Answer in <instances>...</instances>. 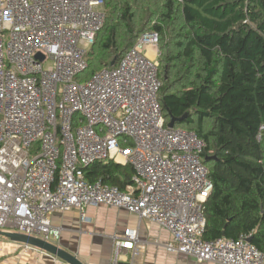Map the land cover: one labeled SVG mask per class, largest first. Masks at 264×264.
I'll return each mask as SVG.
<instances>
[{
	"label": "built area",
	"instance_id": "obj_1",
	"mask_svg": "<svg viewBox=\"0 0 264 264\" xmlns=\"http://www.w3.org/2000/svg\"><path fill=\"white\" fill-rule=\"evenodd\" d=\"M106 19L105 0H0V231L55 245L53 214L78 210L87 220L88 208L105 207L169 231L170 253L264 264L248 235L203 240L214 190L206 143L166 124L159 34H141L112 68L82 81ZM110 163L133 169L126 191L87 179V169ZM137 239L132 229L113 236L111 264L139 255ZM35 250L44 254L0 240V260Z\"/></svg>",
	"mask_w": 264,
	"mask_h": 264
},
{
	"label": "trees",
	"instance_id": "obj_2",
	"mask_svg": "<svg viewBox=\"0 0 264 264\" xmlns=\"http://www.w3.org/2000/svg\"><path fill=\"white\" fill-rule=\"evenodd\" d=\"M105 13L85 79L112 68L145 32L172 37L181 17L177 53L160 51L159 101L167 125L175 117V128L206 143L214 190L203 240L248 235L264 253V0H105ZM133 176L113 163L86 171L89 181L123 191Z\"/></svg>",
	"mask_w": 264,
	"mask_h": 264
},
{
	"label": "crops",
	"instance_id": "obj_3",
	"mask_svg": "<svg viewBox=\"0 0 264 264\" xmlns=\"http://www.w3.org/2000/svg\"><path fill=\"white\" fill-rule=\"evenodd\" d=\"M86 215L87 220L78 210L52 215L53 225L62 229L55 246L77 256L85 264H111L113 236H123L128 229L138 233L139 255L124 252L122 261L125 264H215L198 263L191 257L168 252L165 246L172 240L169 231L147 220H139L136 215L124 210L90 207ZM41 255L44 254L37 250L24 255L12 254L3 264H57L50 256L44 257L42 263Z\"/></svg>",
	"mask_w": 264,
	"mask_h": 264
},
{
	"label": "water",
	"instance_id": "obj_4",
	"mask_svg": "<svg viewBox=\"0 0 264 264\" xmlns=\"http://www.w3.org/2000/svg\"><path fill=\"white\" fill-rule=\"evenodd\" d=\"M115 64L116 62L114 61L112 65L114 66ZM177 122H178L177 118L171 117V121L168 125L169 128L174 129L176 127ZM208 160L209 158H205V161H208ZM0 236H4L12 241L23 243V244H28L42 251L49 252L51 253V255L59 258L60 260L68 264H85L77 256L66 252L65 250H63L62 248L58 246H55L54 244L47 243L42 240L20 235L17 233H10V232H3V231H0Z\"/></svg>",
	"mask_w": 264,
	"mask_h": 264
},
{
	"label": "rangeland",
	"instance_id": "obj_5",
	"mask_svg": "<svg viewBox=\"0 0 264 264\" xmlns=\"http://www.w3.org/2000/svg\"><path fill=\"white\" fill-rule=\"evenodd\" d=\"M109 9L106 7V13H107V16L109 15L110 16V14H109ZM177 21H175L176 23H175V25H174V27L170 30V34H171V36L172 37H168L167 36V38L166 39H162V37H160V42H161V44H160V51L164 54V57L166 56V47H168V45H170L169 46V50L168 51H171L172 52V50L171 49H173L174 50V53L173 54H176L177 53V51H175V44L173 43V39L172 38H175L176 36H177V34H179V33H182L183 32V27H182V24H181V26L180 27H176V26H178L179 25V22L181 23V17L178 15L177 17ZM108 20V19H107ZM107 22V21H106ZM164 61H165V59H164ZM159 67H160V63H159ZM161 70H162V73L164 74V66L161 64ZM85 80V78L83 77V79H82V81H84ZM6 232V231H5ZM12 233H16V232H12ZM0 240H3V241H9L10 239H8V238H6V237H4V236H0ZM54 244V243H53ZM23 247H25L24 245H22L21 246V248H23ZM44 252V255H41L40 257L42 258V259H40V261L43 263L44 261H43V258L44 257H46V256H50V257H54L53 255H51V253H49V252H46V251H43ZM43 256V257H42ZM7 257L8 256H6V257H2L1 258V260H0V264H3L6 260H7ZM47 258V257H46ZM49 259V258H48ZM53 262V261H52ZM44 264V263H43Z\"/></svg>",
	"mask_w": 264,
	"mask_h": 264
},
{
	"label": "bare ground",
	"instance_id": "obj_6",
	"mask_svg": "<svg viewBox=\"0 0 264 264\" xmlns=\"http://www.w3.org/2000/svg\"><path fill=\"white\" fill-rule=\"evenodd\" d=\"M140 220V219H139Z\"/></svg>",
	"mask_w": 264,
	"mask_h": 264
}]
</instances>
